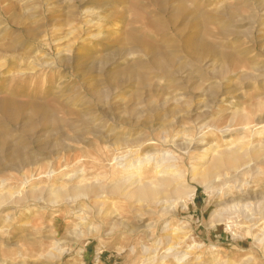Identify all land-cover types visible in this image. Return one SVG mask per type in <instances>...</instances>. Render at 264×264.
Segmentation results:
<instances>
[{
  "label": "rangeland",
  "instance_id": "rangeland-1",
  "mask_svg": "<svg viewBox=\"0 0 264 264\" xmlns=\"http://www.w3.org/2000/svg\"><path fill=\"white\" fill-rule=\"evenodd\" d=\"M5 1L0 0V24L3 22L2 26L0 25V39L4 41V49L13 46L22 53H34L38 49L55 57L54 48L40 47L37 39L45 24L49 33H52L51 23H57L56 27L60 32L58 35L67 37V42L79 40L77 45L84 42L83 45L89 50H95L89 32L82 24L88 19L84 12H93L95 21L101 16L104 19V32H114L118 29L119 33L112 35L114 36L112 41L107 42L113 48L99 53L98 48L95 52L88 50L87 54L91 58L83 59L80 65H75L76 68L60 66L52 76L50 71H46L47 78L38 76L34 80L29 79L22 83L11 77L14 74L0 79V102L12 97L17 103L32 101L37 107L45 110L34 114L31 109H24L22 120L15 125L7 122L0 114V138L2 137L0 158L4 159L6 154L19 151L27 159L31 157L35 159V162L25 170L15 169L9 172L6 165L0 164V183L2 180L6 182L5 188L0 186V195L13 196L20 191L23 187L21 180L24 173L29 177L31 175L35 177L30 185L24 188L23 193L30 192L31 189L40 191L44 187L47 190L54 185L57 190L72 191L78 187L98 185L97 182L104 185L116 183L122 180H120L122 175L113 173L114 159L128 154L126 151L131 149L135 150L133 161L154 153L157 161L165 156L166 159L175 162L177 170L174 174L177 172L186 174L184 181L191 183L190 185L198 188V191L194 200L186 203L187 208L175 207V216L149 205L143 209H132L131 203L129 204L122 196L106 198L108 213L117 214L109 217H100L98 197L95 196L79 198L75 202L77 204L64 202L57 207L43 206L32 201L24 208L9 205L0 210V264H49L43 260V256L48 255L55 249L54 247H58L57 242L61 245L56 249L62 248L65 254L60 262L57 260L51 262L52 264L57 262V264H150L149 259L165 255L167 247H158L159 242L166 243L164 238L166 234L164 235L161 224L163 221H168L173 232L178 233L183 251L193 249L189 259L191 264L197 261L203 264H246L249 260V264H264V249L261 244L264 239V155L263 160L258 159L251 163L255 174H249V169L242 172V176L239 177L234 172H226L227 177L219 179L221 183L218 182L216 186L218 189L213 194L192 181L189 171L192 169L190 166H194L195 157L194 148L189 147L190 143L204 135L203 140L213 143L219 150L229 148L232 143L242 146L245 150L262 143L264 132L255 126L259 120L264 119V28L261 34L262 42H259L261 37L257 33L254 36L249 30L250 22L246 21L245 24L240 22L243 18L248 19L255 14V3L262 4L264 8V0H207L206 3L202 0H185L198 10L199 15L203 11V5H208L209 13L227 7L231 8V12L237 17L234 19L233 35H218L226 21L225 17H217L219 22L223 21L221 25H209L206 27V34L202 31L201 36L195 35L217 55L215 57L209 52L203 53V59L210 60L215 57L212 62L215 67L206 70L207 77L217 73L219 69L221 71L218 74L227 72L226 54L235 56L241 49H253V43L250 41L259 38L254 54L247 57L253 59L258 56L254 60L260 71L255 72L246 65L234 70L235 76L233 73L226 74L225 78L228 77L232 81L229 94L224 98L231 104L224 106L216 97L208 93L201 94L213 85L212 81L203 82L201 86H192L193 83H189L176 92L168 82L162 83L159 86L166 89L164 94L144 90L137 81L128 79L121 73L128 64H133L138 72H143L140 61L145 62L147 59L141 55L121 62L122 64L116 66L114 71L105 69L112 59L124 54L126 49L134 47L133 41L136 37H143L150 44H164L169 52L173 51L171 45L175 46L176 50H181V37L187 34L183 25L178 22L179 36L166 34L169 26L177 22V18L172 17L174 10L171 8L172 3L169 6L165 5L166 13L163 14L152 0H94L84 4L80 2L81 0H7L8 6ZM262 14H258L260 20H264ZM30 16H34L32 21L28 18ZM143 16L146 21L157 23L156 29L143 27ZM5 30L7 32H4ZM199 32L198 28L193 31L195 34ZM170 39L172 42L166 43ZM6 55L11 57L10 54L0 51V60ZM186 57L181 56L185 65L189 64ZM24 62L22 65L21 62L13 64V60H9L7 68L11 71L28 69L29 60ZM193 67L196 69L200 64L196 63ZM116 72L119 73L118 79L122 85V88L118 89L112 86L115 84L110 80L117 76L114 75ZM242 74L247 78L241 79ZM250 76H256V80L249 79ZM207 77L206 79H209ZM58 81L61 85L64 83V86L68 84L63 99L57 98L60 95L56 85ZM98 90L104 95L101 99L96 94ZM108 94H114L109 102ZM78 103L80 105L84 103L83 108L78 107ZM46 112L54 115L60 124L52 121L44 123L45 117L41 114ZM138 112H142L139 117L144 125L139 130L131 128L136 124L129 126L128 122L122 119ZM77 113H80L82 118L78 117ZM22 123H29V127L23 129ZM248 123L257 130L253 133L259 136L256 134L244 137L233 134L225 138L215 131L234 129ZM117 124L123 126L118 133H114ZM103 131L105 136L101 140L98 138V132ZM107 135L108 138H117L119 141L115 139L109 141ZM183 135L185 137L182 138ZM145 139L153 140L154 147L139 148ZM114 145L122 148V151L117 153ZM144 167L138 172L142 183L152 182L158 185V173L155 172L154 163L145 164ZM51 171H55V174L48 177L47 174ZM226 178L230 184L223 181ZM237 204L239 212L232 207ZM246 204H249L248 208L243 209ZM259 205L262 207L259 208ZM216 214H219L223 221L218 219V223L214 217ZM148 250L149 252H146ZM175 263L173 260H166L162 264Z\"/></svg>",
  "mask_w": 264,
  "mask_h": 264
},
{
  "label": "bare ground",
  "instance_id": "bare-ground-1",
  "mask_svg": "<svg viewBox=\"0 0 264 264\" xmlns=\"http://www.w3.org/2000/svg\"><path fill=\"white\" fill-rule=\"evenodd\" d=\"M90 1H94V0H81L80 2L84 4V3H88ZM202 1H205V3H206L207 0H202ZM152 2L160 9L161 13H163V14L166 13L165 5L169 6L170 3L173 4V5L171 4L172 5L171 8H174L172 17H176L177 22L175 24H171L169 26L166 34L170 33L172 35L179 36L178 30H177L178 26H179L178 22L181 25H183L184 30H185V32H187V34H185L184 36L181 37V39H182L181 48L182 49L176 50V47L171 45V48L173 51L169 52L164 44L163 45H154V44H150V43L146 42V40L143 37H136L133 41V43L135 44L134 47L130 48V49H126L124 54H122L118 58L112 59L111 62L107 65V67L105 69L109 70V71H112V70L114 71L116 66L122 64L121 62H127L130 59L134 58L135 56L141 55V57H145L147 59L145 62L140 61L141 62L140 65H141V68L143 69V72H138L137 68L135 66H133V64L127 63L128 66L124 70H122L121 73L125 74L128 79L131 78V79L137 81V83L140 84V86H142V88L144 90L149 91V93L150 92H154V93L155 92L156 93L163 92V94H164L166 92V89L161 88L159 85H161L162 83H166V82H168V84L170 86H173L172 88L175 90L174 92H176V91H180V89L184 85H188L189 83H193L192 86L193 85L201 86L203 82L205 83L207 81L208 82L212 81L213 85L210 88L203 91L201 94H207L208 93V94L212 95V97H216V99L220 100V102H221V104H223V106L227 105L228 103L231 104L230 102H226L224 97L227 94H229L228 90H229V86H230V83L232 80H230L228 77L225 78V75L228 73L232 74L234 72V70L239 69L241 66L245 67L246 65L250 66L251 69H253L255 72L260 71L259 68L255 66L256 60H254L258 56L254 57L253 59H250L249 57H247V56H249V54H252V53L254 54L255 45H256V43H258L257 40L259 38L257 40L253 38L250 41L251 43H253V46H254L253 49H250V48L241 49L238 52V55H235V56L230 55V54H226L225 58L228 61H227V67H226L225 71H227V72L218 74V72L221 71L219 69L217 71V73L208 76L209 79H206V77H207L206 70L213 69L215 67V65L212 62L215 60V57H217V55L212 50V48H210L198 36H201L202 31L206 34V27L209 25H217V24L221 25L220 23H222L223 21L219 22L218 21L219 19L217 20V17H219V18L225 17L224 19H226V21L223 23L224 25L221 26L222 28L218 32V35H220V34L222 36L233 35V33H234L233 27H235V25H234L235 20L234 19L237 18L236 15H234L231 12V8H227V7H222V10H217V12L214 11V12L209 13V11L207 10L208 5H205V6L203 5V7H204L203 11H201V14L199 15L198 14L199 12H197L198 10H195V8H193V6H190V4H187L185 2V0H152ZM4 3H6L8 6L7 0ZM10 4H12V3H10ZM255 7H256L254 9L255 14L250 16L248 19L243 18V20H241L240 24H245V23H247L246 21H249L250 22L249 30L252 31V34L254 36H256L255 33H257L259 35V37H261L259 42H262L261 41L262 40L261 34H262V31L264 28V20H260L258 17V14L263 13L262 16H264V8H262L263 7L262 4L256 5V3H255ZM195 13H196V15H194ZM55 15L57 16V14H55ZM84 15H86L88 19L86 21L82 20V21H84V23H82V24H83V27L86 28L85 30H88V32H89V38L93 41V43H94L93 47L95 50H89L88 47L83 45L84 42H81L82 44L77 45L79 40H77V41L71 40V41L67 42L66 41L67 37H64V36L60 37L58 35L60 32L58 31V28L56 27L57 23L56 24L51 23L52 29L50 31H52V33H49V29H47V25L45 24L43 30L41 31V33H39V38L37 40L39 41L40 47L41 46H43V47L52 46L55 50V57H52L51 55H47L42 50L38 51V49L35 50L34 53H29V52L28 53H22L19 51V49L17 47H13V46L9 47L8 49H4V47H5L3 45L4 41L0 39V51H2V53H5V54H10V56H11V57H7V55H6V56L2 57L0 60L1 61V63H0V79L2 80L3 77L10 76L11 74L12 75L14 74L11 77L14 80H17L18 82L20 80L21 81L20 83H22V81L26 82L29 79L34 80L38 76H43V77L47 78L46 73H48V72H46V71H50V76H52V74H54V71L58 70V68L60 66H64L65 68L72 66V69L76 68V66H75L76 64L80 65V62L83 59H88V57H89V54H87L88 50L95 52L96 49L98 48V53H99L100 51L105 52V51H108L109 49L113 48V46L107 42H111L112 41L111 39L114 38V36L112 37V35H117L119 33V30L117 29L114 32H104L103 31V29L105 28V26L103 24L104 19L101 16L98 18V21H97V19L95 21L93 19L95 17V14L93 12H84ZM33 17L34 16H32V17L30 16L28 18H30V20H31ZM224 19H222V20H224ZM142 20H143V22H142L143 27L149 28V29H156L157 23L154 24L150 20L146 21L144 16L142 17ZM80 27H78V29H80ZM196 28H198L200 31L198 34L193 33V31ZM4 32H7V30H5ZM77 32H78V30H77ZM77 32H75V33H77ZM195 35H198V36H195ZM211 35H213V34H211ZM65 42H67V43H65ZM168 42H172V39L168 40L166 43H168ZM74 46H76L77 48ZM206 52L211 53L215 57L212 56L213 58H211L210 60H208L207 58L203 59V57H204L203 53H206ZM181 56H184V57L187 56L186 62L189 64H187V65L183 64L182 63L183 59L181 58ZM89 58H91V57H89ZM201 59H203V60H201ZM9 60H13V64L14 63L17 64V63L21 62V65L23 63H25L24 60H29V65H28L29 68L23 69V70H18V71H15V70L13 71V69H12V71H11L10 69L7 68V62ZM247 60H249L251 62H248ZM246 61H247V63H246ZM196 63L200 64V67L194 69L193 65L196 66ZM190 64L192 65L191 67H190ZM7 70H10V72L7 73L6 72ZM39 72H41V73L38 75ZM244 73H245V71H244ZM114 75H117V76H113L110 80H111V82H113L115 84L112 86L115 87V89H118L122 86V85H120V82L118 79L119 73L116 72ZM234 76H235V74H234ZM236 76H238V75H236ZM242 78L245 79V78H247V76L245 74H242L241 79ZM249 79L256 80V76L255 77L250 76ZM215 82H217V83H215ZM59 83H61V82L58 81L56 84L58 86L57 90L60 94L59 96H57V98L63 99L66 96L65 93H67L66 88L68 87V84L66 86H64V83L62 85ZM31 87L32 86H30V89H32ZM216 89H217V91H216ZM60 90H62V91H60ZM96 94L98 95L99 99H101L104 96L103 93L99 90H98V92H96ZM113 95L114 94H112V95L108 94L107 95L108 102H109L110 98L111 99L113 98L112 97ZM178 101H180V100H178ZM77 105H78V107L83 108L84 103L81 105L78 103ZM24 109H26V110L31 109V111L34 114H39L40 112L45 111L43 108H41L39 106L37 107V105L32 101H28V102H24V103H21V102L17 103L16 101H14V99L12 97H9V98H6L0 102V114L2 115V117H4L6 119L7 122L14 124V125L20 123V121L22 120V112ZM141 113L142 112H138L134 115L132 114L131 117H122V116L121 117H122V119H124L125 122H128L129 126L136 124V126H132L131 128L139 130V129H141V126L144 127L143 122L141 120V117H139L141 115ZM234 113H235V111L232 112L231 114L233 115ZM76 115L78 117L82 118V115L80 113H77ZM41 116L45 117V118H43L44 123L52 121L55 124H60L59 121L56 120L57 118H55V116L50 114L49 112L41 114ZM93 123H94V121H93ZM22 124H23L22 125L23 129H26V127H29V123L28 124L22 123ZM122 126L123 125H121V124H117L116 130L113 132L118 133V130H120L122 128ZM255 127H258V129L263 133L264 132V119L259 120L258 124ZM254 130H255L254 127H252L251 124L248 123L245 125L236 126L234 129H225V130L224 129L223 130L218 129L215 131L219 132V134L221 133L222 136L224 135V137L225 136L230 137L233 134L244 135V137H245L247 135L256 136L257 133L256 134L253 133ZM255 131H257V130H255ZM121 132H123V131H121ZM177 132H179V131H177ZM200 132H202V131H200ZM98 133H99L98 138L103 140L104 139L103 137L105 136L104 131L101 133L100 132H98ZM198 134H199V131H198ZM254 136H253V138H254ZM108 137L109 136L107 135V137H106L107 140L112 139V138H108ZM174 137L176 138V136H174ZM183 137H185V136L183 135L182 138ZM203 137H199L195 141H193L195 139L194 138L192 140L193 142L190 143L189 147L194 148V151H195L194 156L195 157H194V166H190V167H192V169L191 170L189 169V171H191V178H192L191 180L198 183L202 187H204L205 190L208 191L210 194H213L216 191V189H218V188H216V186H217L218 182H220L219 179L221 177H227L226 172H234V174H238L237 176L239 177L240 175L242 176V172H244L246 169H249L248 170L249 174H253V173L255 174L254 170L251 168L252 167L251 163H253V161L258 160V159L263 160L262 157L264 155V138L262 140L261 145H259V146L254 145L249 150H247V149L245 150L242 146H240L238 144L235 145L234 143H232L231 146L229 145L230 146V147L228 146L229 148L225 147L226 149L219 150V148H217L213 143H211L209 141L207 142L206 140H203ZM0 139H2V137ZM114 139L116 141H119V139H117V138H114ZM114 139H112V141ZM229 140H227V141H229ZM71 141L72 142L73 141L74 142H81L78 140H71ZM152 141L153 140H148V139L143 140L141 142V145L139 146V148L149 147V149H150L151 148L150 146L154 145V143H152ZM165 141L167 142V140H165ZM258 141H260V140H258ZM231 142H233V141H231ZM166 144L169 145L168 143H166ZM170 146H172V145H170ZM69 147H71V146H69ZM245 147H246V145H245ZM121 149L119 147L115 146V151L117 153H120V151H122ZM186 149H188V148H186ZM221 149H223V148H221ZM180 150H181V148H180ZM134 151L131 149L129 151H126L128 154H126V155L124 154L123 156L115 157V159H114L115 165H113L114 166L113 167V173L114 174L117 173L119 175H122V177H120V180L121 179L122 180L118 181L116 183H112L110 185H104L102 182H97L98 185H90V186L84 187V188L78 187V188L72 189V191L71 190L66 191L64 189L57 190L55 188V185H54L53 187H50L47 190L44 187L45 189L42 188V190H40V191L38 189H36V190L31 189L30 192L26 190L27 192L23 193L22 191H24V188L28 187L30 185L31 181H33L34 177H35L34 175H31L29 177L26 173H24L22 180H21V182H22L21 184L23 187L21 188L20 191H18L15 195L13 194V196L12 195H6V194L0 195V210H2L3 208H5L9 205H16V206H19L20 208H22V207L24 208L25 205L31 201L37 202V204L39 203L40 205L42 204L43 206H55V207H57V206H59L58 204H62L64 202L69 203V204L72 202L75 203L79 198H82V197L87 198L89 196L98 197V214L100 215V217L101 216L102 217H109V215H111V216L117 215L116 213H113V212L111 214H109L107 211L108 210L107 209L108 200L106 198L112 197V196H119V197L122 196L124 198V200L129 202V204L131 203L130 207L132 209H134V208L143 209L147 205H149L152 208L158 209L160 211H163V212L168 211L171 214H174L172 216L176 215L175 214V207L179 206L181 208L182 207L187 208L186 203L188 201L194 200V198L197 195L198 188H196L195 186H191L190 185L191 183L189 184V183H186V181H184L185 180L184 175H186V174L183 175L182 172H177L176 174H174V172H176V170H177V168L175 166V162H171L170 159H166L165 156L163 158L161 157L162 159L157 161L155 159L154 153L149 154L146 157H143V159H141V160L135 159L133 161L132 158L134 156ZM181 153H182V151H181ZM21 154L22 153L19 151H14L13 153L6 154L4 159L0 158V164L6 165L7 171H9V172L15 171V169L25 170L26 167H28L29 165H31L32 163L35 162V159L33 157L27 159L26 156H22ZM185 155H186V153H185ZM140 157L142 158V156H140ZM151 163H154L155 172L158 173L157 174L158 175V177H157V182H158L157 184L158 185H156L152 182L142 183L141 179L138 177L139 176L138 172H141V170L143 169L145 164H151ZM144 173H146V172H144ZM54 174H55V171H51L47 174V176L51 177ZM228 176L230 177L231 174ZM223 181H227V178H226V180H223ZM228 182H230V181H227V183ZM233 183H234V181H233ZM228 184H230V183H228ZM0 186H1V188H5L6 182L4 180H2L0 183ZM240 201H241V199H240ZM242 201H243V199H242ZM75 204H77V203H75ZM251 205L253 206V204H251ZM237 206H238V204L234 205L232 207L236 210V212H237V210L239 212L240 209H237ZM248 206H249V204H246L243 207V209L248 208ZM258 207L261 208L262 205H259ZM248 210H250V209H248ZM91 211H92V209H91ZM256 211H255V213H256ZM246 212H247V210H246ZM225 213H226V211H225ZM257 213H258V211H257ZM233 214H235V213H233ZM248 214H250L249 211H248ZM222 215L223 214H221V217H222ZM253 216H254V214H253ZM214 217L216 218V219L214 218L215 220L220 219L219 214L214 215ZM224 217L226 218V216H224ZM222 219H220V220H222ZM217 222L219 223V220ZM161 224H163L162 230L164 231V235L166 234V236L164 237L166 240V243H164L163 241H162L163 243L159 242L158 247L160 246V247L164 248V246H166L167 248L165 251V255L161 256V258L157 257L154 259H149L148 261H150V264H152V263L153 264L154 263L155 264H162L166 260H173L174 262H176L175 264H191L189 262V259L191 257L190 253H193V252H191L193 249H191L190 251H183L182 247L180 246L181 242L179 241L180 239L178 238V233L173 232V230H172L173 228L172 229L170 228V224L168 223V221H163ZM137 230H138V228H137ZM112 233H113V231H111L110 234H112ZM153 237L154 236H152V238ZM186 238H187V236H186ZM261 244L263 246L262 249H264V239L261 241ZM60 245H61V243L57 242L56 246H58V247H54V248L55 249L59 248ZM258 245H260V244H258ZM199 248H201V246ZM55 249L51 250V252L48 255L43 256V260L45 262L52 264L51 262L54 263V261L62 260L63 255L65 254V250H62V248L60 250L59 249L55 250ZM146 252H149V250ZM67 253H68V251H67ZM159 260H161L162 262ZM249 261H247L246 264H249ZM195 264H203V262L197 261V263H195Z\"/></svg>",
  "mask_w": 264,
  "mask_h": 264
}]
</instances>
